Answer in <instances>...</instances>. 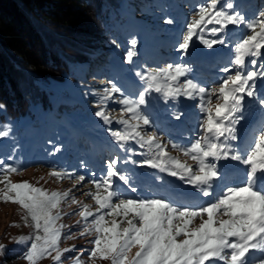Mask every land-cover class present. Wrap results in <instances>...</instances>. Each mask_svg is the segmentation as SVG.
I'll return each mask as SVG.
<instances>
[{
  "label": "snow or ice",
  "instance_id": "6c2138e0",
  "mask_svg": "<svg viewBox=\"0 0 264 264\" xmlns=\"http://www.w3.org/2000/svg\"><path fill=\"white\" fill-rule=\"evenodd\" d=\"M234 8L230 0H205L198 5L173 46L176 60L134 71L140 82L136 93L125 94L111 80L102 92L92 93L98 97L94 116L108 126L111 142L126 154H114L99 178L92 174L95 190L83 195L93 204L78 200L72 188L49 190L37 186L39 180L36 184L13 182L11 176L22 169L0 160V202L17 205L23 225L32 229L26 236L13 238L18 246H25L19 258L26 264H41L48 258L63 264L62 258L76 246L61 247L62 241L86 236L91 237L92 246L69 256L72 264H264V119L246 143H235L240 140L238 126L245 119L246 100L256 103L264 116V96L256 90L257 79H264V63H260L264 11L246 19ZM163 22L174 23L172 19ZM229 26L244 29L231 42ZM196 41L208 49L231 43V55L219 68L226 75L211 83L193 75L194 63L185 58ZM129 43L125 62L133 64L138 41L132 38ZM181 98L190 102L191 110L182 133L186 142L164 141L155 130L150 101L173 107ZM110 103L119 106L118 114L109 110ZM184 114L170 113L175 120ZM9 132L5 126L0 138ZM125 164L176 178L181 190L159 193L149 188L151 195H141L139 174L135 168H122ZM47 175L59 182L74 174L53 167ZM84 180L83 175L76 176L73 188ZM184 185L191 191H183ZM65 203L77 205L78 210L64 212L61 205ZM68 215L80 217L75 222L79 232L61 223ZM6 251L7 246L0 244V255Z\"/></svg>",
  "mask_w": 264,
  "mask_h": 264
},
{
  "label": "trees",
  "instance_id": "16d2710c",
  "mask_svg": "<svg viewBox=\"0 0 264 264\" xmlns=\"http://www.w3.org/2000/svg\"><path fill=\"white\" fill-rule=\"evenodd\" d=\"M123 1L127 2V9L122 7ZM175 2L179 6L184 4L183 0ZM230 2L236 5L235 11L242 15L248 13L249 9L243 0ZM249 2L257 6L258 10H264V0ZM170 5L167 0H0V105H3L0 108V130L5 126L10 128L7 141L0 145V160L14 165L21 151L25 152L36 145V152H39L41 146H47L52 151L50 144L60 140L57 138L63 135L60 129L68 124L59 121V129L47 131L41 116L51 112L52 116L63 120L65 112L73 111L81 104H56V85L70 81L87 86L89 70L91 66H97L100 67L101 75L112 78L122 87L118 82L127 67L116 64L113 46L122 47L128 34L133 31L140 33L139 20L147 19V23L145 21L141 25L144 26L146 36H151L149 30L154 27L151 23L152 15L157 14L155 17L159 21L164 20ZM129 10L140 19L132 21ZM258 13L245 18L252 19ZM131 22H134L136 28H128ZM171 40L165 38L150 59L156 62L168 58L169 62L175 61L176 55L168 50L175 41ZM70 130L71 141L77 144L80 139H84L80 149L82 153H90L85 156L84 153L71 154L69 164L74 168L77 163L92 167L98 163L97 169L100 171L103 160L101 157L100 161V154L102 156L105 146L100 148L92 145L75 128L66 127V131ZM51 137L55 139L48 143ZM36 163L53 167L55 160L40 156ZM122 168L132 169L131 166ZM143 171L161 182L156 178L161 175L155 171ZM138 174L139 179L142 174ZM168 179L171 178H165L166 181ZM166 189L167 186L160 187L159 191L164 192ZM151 190L155 191V188Z\"/></svg>",
  "mask_w": 264,
  "mask_h": 264
},
{
  "label": "rangeland",
  "instance_id": "374dc122",
  "mask_svg": "<svg viewBox=\"0 0 264 264\" xmlns=\"http://www.w3.org/2000/svg\"><path fill=\"white\" fill-rule=\"evenodd\" d=\"M171 3V5L166 10L165 19H172L174 21L173 24H165L161 20L159 21L155 15L153 14L151 17L152 26L149 32L151 36L148 37L145 34L144 26L141 25L145 21L147 23V19L144 21L139 20V31H133L128 34V37L125 40V44L120 46H113V53L116 57V64L120 66H126V72L123 74V77L120 82H118L122 89H125V94L131 95L133 91L139 89L140 82L138 78L134 76V71L144 65H148L150 67H156L158 65H163L165 62H169L170 59H158V61H152L150 58L153 57V51L158 48V45L161 42L169 39L174 41L172 45L168 47V50L174 53L172 49L173 46L177 43L178 39L180 38L182 32L184 31V25L188 21V19L192 16L196 7L200 4L205 3V0H192V1H184L183 6L177 5L175 0H167ZM224 0H221L223 3ZM243 3L247 4L248 13L243 14L245 17L252 16L255 12L264 11L262 9L258 10L257 6H253L249 0H243ZM127 2L123 1L122 7L127 9L126 6ZM249 5H252L249 7ZM236 7V5H235ZM130 15L132 17V21L135 19H140L136 16V14L129 10ZM129 29L136 28L134 22L127 25ZM211 27V26H209ZM121 31V30H120ZM244 29L241 26L240 29H237L235 26H229V30L227 32V39L231 42L234 41L237 36L243 33ZM224 35V34H221ZM135 38L138 43L136 47L137 55L134 56L133 64H126V50L130 47V40ZM211 38V37H209ZM195 39V38H194ZM160 47V46H159ZM231 47V43H229V47H225L223 45H215L212 49L205 48L203 45H200L198 41L195 42L193 48L190 49V55L185 58L186 61L194 63V72L193 75L198 76L201 80L208 81L211 83L215 80L218 76L226 75L224 73L219 72V68L227 63L229 56L231 55L229 49ZM172 50V51H171ZM156 55V54H155ZM158 55V54H157ZM260 63H264V57L260 59ZM81 70V69H80ZM90 74L87 79L88 83L87 86H83L80 83L66 81L63 83H59L56 85L55 95L58 94V98L56 100V104L60 102L67 103L69 105H75L77 103H81L80 106H77L73 111L65 112L63 120H59V117L52 116L53 114L46 113L45 115L41 116L42 124L44 129L48 131H56L59 129L58 122L63 121L64 125L62 126L61 131L63 132L59 138L60 140L57 142H52L50 144L52 151H49L47 146H41L39 152H36V146L34 148L30 147L25 152L21 151L19 158H16L14 166H19L22 171L19 175L13 174L11 179L13 182H19L23 180H27L33 184H36L39 180V184L37 186H43L49 190H59L64 191L69 188H72V195H74L78 200L82 201L83 203L93 204L90 198L83 195L84 192L89 190H95L94 186L90 183V181L94 178L93 173L96 174L95 178L99 177L100 171H103L106 165V162L114 155L119 154L121 156H125L126 154L123 153L121 150H118L114 144L111 142L110 136L108 135L106 129L108 126H105L99 118L94 116V112L97 110L95 107L96 101L98 99L97 96L93 95L94 92H102L103 89L108 86V81H113L112 78H107L100 74V67H93L91 66L89 70ZM114 82V81H113ZM116 83V82H115ZM257 92L264 96V79H257ZM120 87V86H119ZM133 89V91H132ZM67 93L68 97L65 95ZM87 93V94H86ZM155 95V94H154ZM190 102H185L183 98H181V103L174 105L173 107H169L165 105L162 101H150V110L153 113V119L155 122V130L157 133L162 137L164 141L172 140L175 143H185L186 137L182 135L186 131L188 126L189 114L190 109L187 105ZM109 110L113 111V114H118L119 106L110 103ZM182 111L184 112V116L181 117L180 120H175L171 117L170 113L173 111ZM245 119L241 121V124L238 126V135L240 140L235 142L239 145H243L246 143L250 138L252 131L255 129L258 122L261 119H264L262 116L260 108L254 102L246 100L245 102ZM73 127L78 131V134L82 137H85L92 145H96L97 147L102 148L105 146L104 152L102 156L100 154V161H101V170L98 171V163L95 164V167L91 165H85L84 163H77L76 166L73 168L70 164V156L71 154L81 155L90 153V151H84L82 153L80 149L81 142L84 139H80L77 144L70 139V131H66V127ZM112 127H118V125H113ZM50 131V132H51ZM151 131V129H149ZM8 137L0 138V145H3L7 141ZM55 138H49V142L53 141ZM56 148L60 150L58 152L55 151ZM137 151L140 149L137 147ZM16 152V151H15ZM16 154V153H15ZM175 155L176 153H172ZM48 157V159L55 160V164L53 163V167L57 170H64L70 173H73V178L71 179H64L62 181H56L53 178H49L47 173L53 167H45L44 164H37L36 161H39V157ZM91 154H89V158ZM102 157V158H101ZM14 158H12L13 160ZM133 159H142L139 156H133ZM58 162V164H57ZM223 163V162H221ZM233 165H236L237 162H231ZM33 165V166H32ZM47 166V165H46ZM128 167L135 168V172L142 174L141 177L138 179V184L140 185L139 194L141 195H151L152 193L148 191L149 188L154 187V192L163 193L159 191L160 187L167 186L169 191H180L177 186L180 185V181L176 180V178L168 179V185L165 184L167 182L165 178L168 176L164 173H158L156 170L150 169L155 171L156 174L161 175L163 180L161 182L157 181L156 179L152 178L153 176H148V173L143 170H148L149 168H138L131 164L121 165V167ZM243 167V166H239ZM83 175L85 180L78 184L75 188H73V183L75 182V177ZM101 175V174H100ZM44 177V180H40V177ZM242 176V173H241ZM183 191H191L190 186L184 185ZM138 193H128V195L136 196ZM70 203V202H69ZM69 203L62 204V210L66 213H73L78 210L77 205L69 206ZM22 212L19 207L12 203H3L0 202V244H4L7 246V251L0 255V264H26V261L20 259L19 257L22 256L23 252L26 250L25 246H18L16 243L13 242L14 237H19L21 235H28L31 233L32 229L30 227H25L23 225V221L21 220ZM80 217L77 215H68L63 218L61 223L66 225L72 226V231L74 233L79 232V229L75 227V222L79 220ZM13 223L20 224V227H12ZM67 233L68 229L64 230ZM91 237H84V238H77L73 240H66L62 241L61 247H70L71 245H75V249L71 253L65 254L63 259V264H72V260L69 259V256H75L77 253L82 252L85 248H91V244L89 240ZM135 251V249H133ZM85 261L87 260V253H85L82 257ZM41 264H53L50 258L44 259L41 261ZM100 264V262H97ZM107 264V262H104Z\"/></svg>",
  "mask_w": 264,
  "mask_h": 264
}]
</instances>
